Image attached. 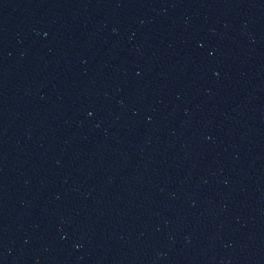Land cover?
<instances>
[{"label": "water", "instance_id": "1", "mask_svg": "<svg viewBox=\"0 0 264 264\" xmlns=\"http://www.w3.org/2000/svg\"><path fill=\"white\" fill-rule=\"evenodd\" d=\"M0 264H264V0H0Z\"/></svg>", "mask_w": 264, "mask_h": 264}]
</instances>
